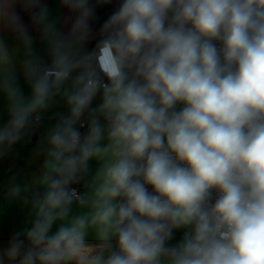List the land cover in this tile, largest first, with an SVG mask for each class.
<instances>
[{
  "label": "clouds",
  "instance_id": "obj_1",
  "mask_svg": "<svg viewBox=\"0 0 264 264\" xmlns=\"http://www.w3.org/2000/svg\"><path fill=\"white\" fill-rule=\"evenodd\" d=\"M59 3L67 35L25 8L47 58L5 5L0 159L53 114L0 264H264V0H121L91 48L95 5Z\"/></svg>",
  "mask_w": 264,
  "mask_h": 264
},
{
  "label": "crops",
  "instance_id": "obj_2",
  "mask_svg": "<svg viewBox=\"0 0 264 264\" xmlns=\"http://www.w3.org/2000/svg\"><path fill=\"white\" fill-rule=\"evenodd\" d=\"M15 3V11L20 15L23 23L28 26L29 33L36 38V48L42 56L46 57L45 46L39 40V32L32 26L30 20V13L25 10L28 4V0H0V30H3V34L8 37L9 44L13 47L16 46V41L14 40V34L10 32L3 23V14L6 11L5 5ZM49 9L52 11L54 17L60 18V23L58 27L67 35L70 30V25L72 20L75 18L77 13L70 12L66 7L60 5L59 0H42ZM121 0H111V3H103L104 10L95 9L96 17L91 21L92 24V39L88 43L87 47L91 48L95 42L100 38L99 28L104 23L105 20L111 15V13L118 7ZM66 18L68 19L65 22ZM21 83L23 80L21 78ZM25 94L29 93V89L25 86L23 88ZM95 104V102H94ZM66 111L63 105H59L53 109V112ZM52 112L48 113L45 117L44 126L37 129L33 136L25 138L24 141L19 142L13 148V152L6 158L0 159V193H2L5 188L4 185L7 183L8 178L14 174L30 173L37 170L39 167V161L34 160L32 157V150L35 147L40 135L44 131L49 121L52 119ZM7 115H0V122L7 120ZM84 131V129L82 130ZM42 160V157L40 158ZM93 167H95V162H93ZM24 213L17 205H12L6 209L3 214H0V241H6L10 238V235L19 230L23 226Z\"/></svg>",
  "mask_w": 264,
  "mask_h": 264
},
{
  "label": "trees",
  "instance_id": "obj_3",
  "mask_svg": "<svg viewBox=\"0 0 264 264\" xmlns=\"http://www.w3.org/2000/svg\"><path fill=\"white\" fill-rule=\"evenodd\" d=\"M91 3L95 5V9L97 10H101L103 11L105 8H104V4L103 3H97V0H91Z\"/></svg>",
  "mask_w": 264,
  "mask_h": 264
},
{
  "label": "rangeland",
  "instance_id": "obj_4",
  "mask_svg": "<svg viewBox=\"0 0 264 264\" xmlns=\"http://www.w3.org/2000/svg\"><path fill=\"white\" fill-rule=\"evenodd\" d=\"M180 235H181L180 232H176V233H175V236H176V239H177V240L179 239ZM174 242H175V241H174Z\"/></svg>",
  "mask_w": 264,
  "mask_h": 264
},
{
  "label": "built area",
  "instance_id": "obj_5",
  "mask_svg": "<svg viewBox=\"0 0 264 264\" xmlns=\"http://www.w3.org/2000/svg\"><path fill=\"white\" fill-rule=\"evenodd\" d=\"M83 129H81V131H82ZM76 187H78L79 188V186L77 185ZM149 191H152V189H151V187L149 186ZM215 195V194H214Z\"/></svg>",
  "mask_w": 264,
  "mask_h": 264
}]
</instances>
